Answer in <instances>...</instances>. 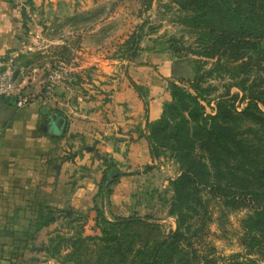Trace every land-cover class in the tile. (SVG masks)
Returning <instances> with one entry per match:
<instances>
[{"label":"crops","instance_id":"0c3cea01","mask_svg":"<svg viewBox=\"0 0 264 264\" xmlns=\"http://www.w3.org/2000/svg\"><path fill=\"white\" fill-rule=\"evenodd\" d=\"M29 1L40 20L0 0V64L12 60L16 88L31 96L21 107L0 97V264H44L62 226L70 234L79 215L96 220V208L108 219L138 213L169 182L147 134L180 76L171 50L124 58L137 31L106 0ZM53 61L69 65V77L42 100ZM107 160L126 172L108 196L99 191Z\"/></svg>","mask_w":264,"mask_h":264},{"label":"trees","instance_id":"16d2710c","mask_svg":"<svg viewBox=\"0 0 264 264\" xmlns=\"http://www.w3.org/2000/svg\"><path fill=\"white\" fill-rule=\"evenodd\" d=\"M170 2L182 11L191 13L189 20L192 25L204 30L196 46L189 48L188 52L198 57L196 62L209 60L210 68L202 69L201 65L195 67V74L189 81L193 92L174 81L168 83L171 100L163 104L161 118L148 123L147 138L151 153L156 156L154 144L161 133L178 141L180 139V144L188 153L197 148L205 151L210 158L221 163L217 164L219 167L223 164L239 189H247L248 192L237 191L229 197L219 194V186L210 184L208 188L214 195L218 193L226 199L225 202L232 201L233 207L252 204L243 219L241 236L246 258L239 259L236 256L240 254L236 253L232 264H256L258 260L264 259V0ZM138 40L136 32L126 40L128 49H131L130 55L139 49ZM171 48L177 50L175 46ZM210 76L227 78L228 82L224 92L216 98L214 113L204 114L199 99L205 100L202 83ZM230 87L238 91L231 93ZM136 88L142 93L141 88ZM236 104L242 107L238 109ZM173 119H176V123L171 126ZM189 125L193 135L191 138L188 136ZM169 127L173 129L170 134L165 132ZM185 127L186 135L180 134ZM105 165L99 191L108 196L112 184L126 172L120 170L112 160H107ZM232 170L236 171L235 174ZM192 174L191 170L184 169L178 177L169 180L176 196H185L177 208L172 205L169 208L170 214H176V227L153 243L149 255L141 258L138 264H191L192 258L199 257L191 239L202 234L203 227L194 228L186 224L188 219L199 215L196 197L191 198L192 202L187 201L191 197L187 191L195 185ZM97 218L103 223L108 222L112 226L120 224L123 227L147 220L133 213L118 217L112 223L96 208ZM202 257V264H216L215 259L209 258L207 254Z\"/></svg>","mask_w":264,"mask_h":264},{"label":"rangeland","instance_id":"374dc122","mask_svg":"<svg viewBox=\"0 0 264 264\" xmlns=\"http://www.w3.org/2000/svg\"><path fill=\"white\" fill-rule=\"evenodd\" d=\"M105 2L104 6H107L108 10L118 9L126 14V29L135 28L139 35L137 50H171L176 66L181 68L180 76L174 82L193 92L189 81L195 74V67L201 65L202 69L210 68V61L203 63L201 59L200 62H196L198 57L188 52L189 48L196 46L200 33L204 31L192 25L189 20L191 13L182 11L170 0H106ZM100 9L101 7L98 10ZM128 15L131 16L128 18ZM84 20L86 18L82 17L79 21ZM172 46H175L177 50L174 51ZM130 51L131 49L126 46L123 57L128 58ZM60 57L66 58L68 55L62 52ZM227 82L228 79L222 77L205 78L202 83L205 100L199 99L204 114L214 113L216 98L224 92ZM229 91L235 93L238 89L230 87ZM236 105L238 109L242 107V105ZM175 123L176 119H173L171 126ZM172 131V127L165 129V132L169 134ZM186 132L185 127L180 134L186 135ZM188 136L190 138L193 136L190 125ZM155 143V158L158 164L166 167L165 176H168L169 180L178 177L184 169L193 172L195 185L187 191V194L191 196L187 201L192 202L191 198L196 197L195 203L196 207L198 206L199 215L196 214L194 218L188 219L186 224L193 225L194 228L203 227V232L191 239L199 255L192 258L191 264H202V256L205 254L209 258H214L216 264H232L236 253L240 254L236 256L237 258H246L241 245V236L244 230L243 219L252 204L248 203L245 206L240 204L239 207H233L232 201L225 202L226 199H223L221 195L220 197L218 193L214 195V192H210L208 188L210 184L219 186V194L229 197L237 191L248 192L247 189H239L233 176L223 167V164L219 167L217 164L221 163L210 158L208 153L200 148L188 153L182 143L180 144V139L178 141L177 138H171L163 133L159 135ZM232 172L235 174L236 171L232 170ZM199 196L200 201H198ZM149 197V200L143 198V206L138 213L135 212L141 218L147 219L145 223H131L126 227L120 224L112 226L98 218L95 220L94 216L91 218L83 214L79 215L77 222L70 227L72 229L70 234L65 231V228L69 226L61 227L62 233L54 237L55 246L52 248V253L55 254L54 259L45 258L44 264H138L141 258L149 255L153 243L175 229L177 217L175 213H169L170 205L177 208L181 201L185 200L184 195L182 198L176 196L170 182L166 187L153 188ZM118 217L122 216L117 215L107 220L113 223ZM256 264H264V259L258 260Z\"/></svg>","mask_w":264,"mask_h":264},{"label":"built area","instance_id":"2783aa9c","mask_svg":"<svg viewBox=\"0 0 264 264\" xmlns=\"http://www.w3.org/2000/svg\"><path fill=\"white\" fill-rule=\"evenodd\" d=\"M18 8L24 12L29 20H40V12L31 5L29 0H12ZM21 44L30 47L25 41ZM70 73L69 65L61 61H53L48 64L46 77L42 87V100L52 96L56 87L68 79ZM0 97H12L18 107L26 105L31 96L21 94L15 85L14 70L11 59H7L0 64Z\"/></svg>","mask_w":264,"mask_h":264},{"label":"water","instance_id":"95a60500","mask_svg":"<svg viewBox=\"0 0 264 264\" xmlns=\"http://www.w3.org/2000/svg\"><path fill=\"white\" fill-rule=\"evenodd\" d=\"M50 11H51V10H48V12H47L48 15L50 14ZM53 117L55 118V116H53Z\"/></svg>","mask_w":264,"mask_h":264}]
</instances>
